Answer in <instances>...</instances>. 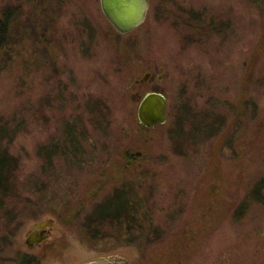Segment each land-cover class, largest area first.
<instances>
[{
	"label": "rangeland",
	"instance_id": "1",
	"mask_svg": "<svg viewBox=\"0 0 264 264\" xmlns=\"http://www.w3.org/2000/svg\"><path fill=\"white\" fill-rule=\"evenodd\" d=\"M6 9L0 264H264V0H150L125 35L100 0ZM148 92L165 124L140 123Z\"/></svg>",
	"mask_w": 264,
	"mask_h": 264
},
{
	"label": "water",
	"instance_id": "2",
	"mask_svg": "<svg viewBox=\"0 0 264 264\" xmlns=\"http://www.w3.org/2000/svg\"><path fill=\"white\" fill-rule=\"evenodd\" d=\"M101 8L115 30L121 34H129L142 25L149 11V0H100ZM147 73L142 80H135V83L145 82L150 76ZM168 100L160 92H148L143 96L138 107V119L142 125L152 128L160 124H165L167 115ZM54 224L53 219L44 220L34 226L26 239L30 249H34L47 238L46 227ZM123 258H103L84 263L72 264H126Z\"/></svg>",
	"mask_w": 264,
	"mask_h": 264
},
{
	"label": "trees",
	"instance_id": "3",
	"mask_svg": "<svg viewBox=\"0 0 264 264\" xmlns=\"http://www.w3.org/2000/svg\"><path fill=\"white\" fill-rule=\"evenodd\" d=\"M14 10L6 9V11L3 12L2 16L0 17V52L5 53L6 50L10 49L9 47V33L11 30V27L14 23ZM9 165V162H7V158L5 156L0 157V182L3 184L4 190H9V181L10 178L8 173L9 170L7 166ZM6 167V168H5ZM125 206V205H124ZM123 206V207H124ZM17 264H37L36 260L33 259V257L29 255H24L20 258Z\"/></svg>",
	"mask_w": 264,
	"mask_h": 264
},
{
	"label": "flooded vegetation",
	"instance_id": "4",
	"mask_svg": "<svg viewBox=\"0 0 264 264\" xmlns=\"http://www.w3.org/2000/svg\"><path fill=\"white\" fill-rule=\"evenodd\" d=\"M149 8H150V0H149ZM147 16H148V13H147ZM146 19H147V17H146ZM145 22H146V20H145ZM145 22H144V23H145ZM144 23H143V24H144ZM143 24H142V25H143ZM142 25H140L139 27H141ZM139 27H138V28H139ZM150 74H151V73H150ZM125 262H126V264H130L127 260H126Z\"/></svg>",
	"mask_w": 264,
	"mask_h": 264
},
{
	"label": "bare ground",
	"instance_id": "5",
	"mask_svg": "<svg viewBox=\"0 0 264 264\" xmlns=\"http://www.w3.org/2000/svg\"><path fill=\"white\" fill-rule=\"evenodd\" d=\"M168 100V99H167ZM140 104V103H139Z\"/></svg>",
	"mask_w": 264,
	"mask_h": 264
}]
</instances>
